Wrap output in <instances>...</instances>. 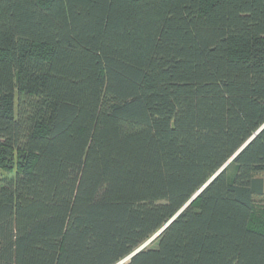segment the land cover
I'll list each match as a JSON object with an SVG mask.
<instances>
[{
	"label": "trees",
	"instance_id": "obj_1",
	"mask_svg": "<svg viewBox=\"0 0 264 264\" xmlns=\"http://www.w3.org/2000/svg\"><path fill=\"white\" fill-rule=\"evenodd\" d=\"M0 169V264H264V0H0Z\"/></svg>",
	"mask_w": 264,
	"mask_h": 264
},
{
	"label": "water",
	"instance_id": "obj_2",
	"mask_svg": "<svg viewBox=\"0 0 264 264\" xmlns=\"http://www.w3.org/2000/svg\"><path fill=\"white\" fill-rule=\"evenodd\" d=\"M249 143H250V141H249V142H248V143H247V144H246V145H245L240 151H242V150H243V149H244ZM221 171H222V170H221ZM221 171H220V172H221ZM215 177H216V176H215ZM213 179H214V178H213ZM213 179H212V180H213ZM212 180H211V181H212ZM211 181H210V182H211ZM210 182H209V183H210ZM209 183H208V184H209ZM208 184H207V185H208ZM207 185H205L204 188H206ZM204 188H203L202 190H204ZM202 190H201L198 194H200V193L202 192ZM198 194H197L193 199H195V198L198 196ZM190 203H191V202H190ZM190 203H188V204H187V205H186V206H185V207L179 212V214H180V213H181V212H182V211H183V210H184V209H185ZM179 214H178V215H179ZM178 215H177V216H178ZM173 220H174V219H173ZM173 220H172V221H173ZM172 221H171V222H172ZM171 222H170V223H171ZM170 223H169V224H170ZM169 224H167V225L164 227V229H165ZM164 229H163V230H164ZM163 230H162V231H163ZM162 231H161V232H162ZM161 232H159L157 235H155V236H154V237H153V238H152L147 244H145L143 247H141L139 250H137L134 254H132L130 257H128V258L125 259L124 261L120 262L119 264H123V263H125L127 260H129V258H131V257L134 256L136 253H138V252L141 251L143 248H145V247H146L149 243H151V242H152V241H153V240H154V239H155V238H156Z\"/></svg>",
	"mask_w": 264,
	"mask_h": 264
},
{
	"label": "rangeland",
	"instance_id": "obj_3",
	"mask_svg": "<svg viewBox=\"0 0 264 264\" xmlns=\"http://www.w3.org/2000/svg\"><path fill=\"white\" fill-rule=\"evenodd\" d=\"M11 177H12V174L7 173V172L0 169V181L5 179V178H11Z\"/></svg>",
	"mask_w": 264,
	"mask_h": 264
},
{
	"label": "snow or ice",
	"instance_id": "obj_4",
	"mask_svg": "<svg viewBox=\"0 0 264 264\" xmlns=\"http://www.w3.org/2000/svg\"><path fill=\"white\" fill-rule=\"evenodd\" d=\"M249 16H250V14H249Z\"/></svg>",
	"mask_w": 264,
	"mask_h": 264
}]
</instances>
